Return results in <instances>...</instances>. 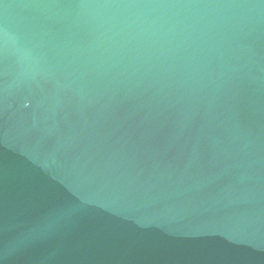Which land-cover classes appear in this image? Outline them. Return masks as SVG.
I'll return each mask as SVG.
<instances>
[{"label": "water", "instance_id": "1", "mask_svg": "<svg viewBox=\"0 0 264 264\" xmlns=\"http://www.w3.org/2000/svg\"><path fill=\"white\" fill-rule=\"evenodd\" d=\"M0 264H264V0H0Z\"/></svg>", "mask_w": 264, "mask_h": 264}]
</instances>
